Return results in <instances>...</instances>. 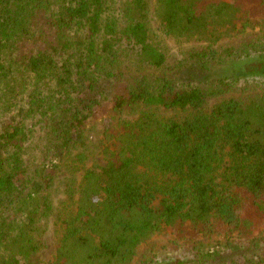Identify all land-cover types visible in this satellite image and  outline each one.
I'll return each mask as SVG.
<instances>
[{
	"label": "trees",
	"instance_id": "1",
	"mask_svg": "<svg viewBox=\"0 0 264 264\" xmlns=\"http://www.w3.org/2000/svg\"><path fill=\"white\" fill-rule=\"evenodd\" d=\"M155 23L201 44L173 57ZM14 71L0 264H43L49 230V264H264V0H0V85Z\"/></svg>",
	"mask_w": 264,
	"mask_h": 264
},
{
	"label": "rangeland",
	"instance_id": "2",
	"mask_svg": "<svg viewBox=\"0 0 264 264\" xmlns=\"http://www.w3.org/2000/svg\"><path fill=\"white\" fill-rule=\"evenodd\" d=\"M155 25L157 27V29H156V33L158 34L157 39H159V40L164 39L165 44L169 48V53L171 55H173V57H178L180 51L183 48H186V47H189L192 45H196V44H201L198 40H192V41H187L183 44H178V43L174 42L173 40H171L169 37H166L164 34H162L160 29L158 28L157 23H155ZM257 27H259V26H257ZM229 39H230L229 37L223 36L222 42L229 40ZM229 69H230V66H224V67L216 66L211 70V72H210V70H208V71H194V70L190 69L185 74L188 76L199 75L200 77H204L207 75V73H209L212 76V78H214L217 76H222L224 74H227ZM14 72H16V73L13 75V77L10 78V81L0 85V100L3 101L5 99V97H7L8 99L11 100L12 97L9 95V93L7 91H5V89H8L9 91H13L14 99L12 100L11 106L13 107L12 111L15 113L16 111H18L19 106L24 102L26 96L24 94L20 93L21 89L19 87L20 86L19 84L21 81V79H20L21 75L17 73L18 71H14ZM195 72H198V73H195ZM2 109H3V106L1 105V101H0V110L2 111ZM32 123H33V121H29L27 123L28 127H32V125H33ZM34 128H32V129H34ZM35 130H36L35 131V137H38L41 134L42 130L41 131L39 130V126H37L35 128ZM98 132H99V127L92 129L91 130V134L93 135L92 138L97 136ZM36 146H38V145L36 144ZM36 146H35V144L32 143V144H30V149L28 150L29 157H30L31 161H33L32 166L35 165L37 163L36 161L38 160V155H37L38 148ZM92 161H94V162H92ZM90 163L102 164V163H104V161L102 160V158L100 156L94 155V156H92ZM66 175H67L66 172L64 174H62L60 176L59 180L55 184V189L58 188L57 192H54V194L56 193L55 196H56L57 200H60L62 198V193H60V192H62L63 188H62V181L60 179L61 178L64 179V177ZM45 237H46V244H45V247L43 248V250L41 252V258L43 260V264H49L53 260V256H54L53 232L51 230H49L46 233ZM157 243L161 249V250H159L158 255H162V254L166 255L167 260H171V258L173 256H175L176 254H178V255L182 254L181 251L179 253H177V251L173 250L172 244L169 245V249L167 250V252L163 253L162 247L163 246L167 247V245L169 243H171L168 236H161V235L158 236L157 237ZM145 250H146V247L143 246V247H141L139 252L144 253ZM169 250H171V252Z\"/></svg>",
	"mask_w": 264,
	"mask_h": 264
}]
</instances>
